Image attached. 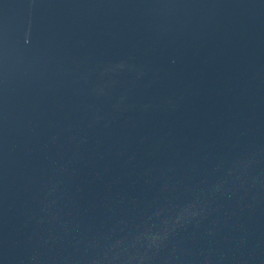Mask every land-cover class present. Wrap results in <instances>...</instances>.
<instances>
[{
    "label": "water",
    "instance_id": "water-1",
    "mask_svg": "<svg viewBox=\"0 0 264 264\" xmlns=\"http://www.w3.org/2000/svg\"><path fill=\"white\" fill-rule=\"evenodd\" d=\"M0 264H264V0H0Z\"/></svg>",
    "mask_w": 264,
    "mask_h": 264
}]
</instances>
